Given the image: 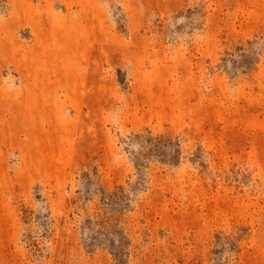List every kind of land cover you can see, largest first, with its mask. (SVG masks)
I'll use <instances>...</instances> for the list:
<instances>
[{
    "label": "rangeland",
    "instance_id": "obj_1",
    "mask_svg": "<svg viewBox=\"0 0 264 264\" xmlns=\"http://www.w3.org/2000/svg\"><path fill=\"white\" fill-rule=\"evenodd\" d=\"M0 264H264V0H0Z\"/></svg>",
    "mask_w": 264,
    "mask_h": 264
}]
</instances>
